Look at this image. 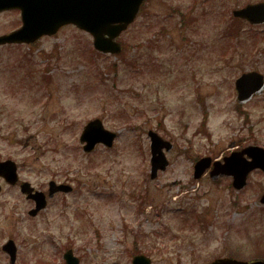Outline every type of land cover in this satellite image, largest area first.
<instances>
[{
  "label": "rangeland",
  "instance_id": "obj_1",
  "mask_svg": "<svg viewBox=\"0 0 264 264\" xmlns=\"http://www.w3.org/2000/svg\"><path fill=\"white\" fill-rule=\"evenodd\" d=\"M246 2L146 0L118 55L95 52L72 25L0 46V161L16 162L38 190L51 179L73 188L31 218L19 190L3 185L0 247L13 240L20 264H61L67 249L80 264H130L135 252L153 264L264 257L262 172L238 192L230 179L193 178L196 159L264 148V94L238 110L233 89L243 72L264 75V24L230 14ZM20 25L19 11L0 13V34ZM230 28L239 46L224 61ZM94 118L118 137L85 154L79 136ZM149 130L173 144L154 179Z\"/></svg>",
  "mask_w": 264,
  "mask_h": 264
},
{
  "label": "water",
  "instance_id": "obj_2",
  "mask_svg": "<svg viewBox=\"0 0 264 264\" xmlns=\"http://www.w3.org/2000/svg\"><path fill=\"white\" fill-rule=\"evenodd\" d=\"M143 0H0V11L3 9L17 8L21 10L22 27L14 32L0 36V44L5 43H32L43 35H54L58 28L66 24H74L80 29L87 30L94 38V46L104 53H119L120 45L114 39L127 28L134 20ZM251 12L238 13L251 23L264 22V4L248 8ZM260 76L247 74L238 82L242 98L246 99L251 90L260 87ZM151 141V178H155L157 171H164L168 162L164 156L163 149H171V145L153 132L148 133ZM115 134L105 130L102 122L98 119L89 122L81 135L80 141L85 142V152H91L98 143L111 147ZM246 154L251 161L243 159ZM211 160L203 158L194 167V177L199 178L210 166ZM264 170V151L257 147H249L241 152L233 153L224 158V164L215 162L210 172L211 180L220 177H232V186L239 190L246 184L248 174L256 169ZM0 177L7 183L14 185L17 182L16 165L12 161L0 162ZM23 193L36 203L34 212L45 207V199L42 193L32 194L33 189L25 183L21 187ZM59 190L68 192V186H54L50 184V194ZM260 202L264 204V194ZM3 249L15 256L13 242L9 241ZM67 264H78L77 258L72 251L64 255ZM132 264H150V260L143 255L136 256ZM211 264H264L258 261L253 263L238 262L233 260H216Z\"/></svg>",
  "mask_w": 264,
  "mask_h": 264
},
{
  "label": "flooded vegetation",
  "instance_id": "obj_3",
  "mask_svg": "<svg viewBox=\"0 0 264 264\" xmlns=\"http://www.w3.org/2000/svg\"><path fill=\"white\" fill-rule=\"evenodd\" d=\"M262 1H264V0H248V2H246V3H243L240 7H238V8H236V9H234V10H237V9H241L242 7H244V6H246L247 4L248 5H250V4H254L255 5V3H258V2H262ZM234 10H232V13L234 12ZM234 19H236V18H234ZM237 21H239V24L240 25H248L247 24V22H245L244 20H241V19H236ZM238 24V25H239ZM237 29H239V28H237ZM24 181H26V180H24ZM50 181H54V182H56V184H68L69 182H67V181H64V182H60V181H55V180H50ZM20 186V183L19 184H17V186L16 187H13V188H16V189H18L17 187H19ZM35 190H37V188H35ZM47 190H48V184H47V189L45 188V192H47ZM41 191H44V190H41ZM67 195H70V194H64V193H62V192H57V193H55L54 194V196L52 197V199H50V200H48L47 201V205L48 206H50V203L52 202V201H54V200H56V199H58V198H64V197H66ZM27 200V199H26ZM29 203H30V205H31V207L34 205V203H33V201H31V200H27ZM41 214V212L40 213H38L35 217H32V216H30V212H29V210H28V212H27V215L29 216V217H31V218H36V217H38L39 215ZM5 259H6V262L4 263V264H6L7 263V261H9V259L7 258V257H4ZM20 256H17L16 257V260H15V263H13V264H20L21 262H20ZM7 264H10L9 262L7 263Z\"/></svg>",
  "mask_w": 264,
  "mask_h": 264
}]
</instances>
